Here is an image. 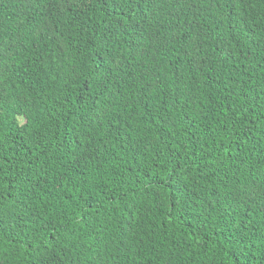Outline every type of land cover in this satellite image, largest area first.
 <instances>
[{
  "label": "trees",
  "instance_id": "trees-1",
  "mask_svg": "<svg viewBox=\"0 0 264 264\" xmlns=\"http://www.w3.org/2000/svg\"><path fill=\"white\" fill-rule=\"evenodd\" d=\"M0 264H264V0H0Z\"/></svg>",
  "mask_w": 264,
  "mask_h": 264
},
{
  "label": "rangeland",
  "instance_id": "rangeland-1",
  "mask_svg": "<svg viewBox=\"0 0 264 264\" xmlns=\"http://www.w3.org/2000/svg\"><path fill=\"white\" fill-rule=\"evenodd\" d=\"M20 120V119H19Z\"/></svg>",
  "mask_w": 264,
  "mask_h": 264
}]
</instances>
